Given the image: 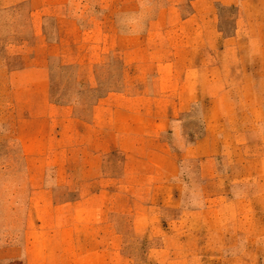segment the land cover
Listing matches in <instances>:
<instances>
[{"label": "rangeland", "instance_id": "rangeland-1", "mask_svg": "<svg viewBox=\"0 0 264 264\" xmlns=\"http://www.w3.org/2000/svg\"><path fill=\"white\" fill-rule=\"evenodd\" d=\"M0 264H264V0H0Z\"/></svg>", "mask_w": 264, "mask_h": 264}, {"label": "crops", "instance_id": "crops-1", "mask_svg": "<svg viewBox=\"0 0 264 264\" xmlns=\"http://www.w3.org/2000/svg\"><path fill=\"white\" fill-rule=\"evenodd\" d=\"M127 112L129 113H133L135 114L137 112L135 107H128V109H125ZM206 136L210 135V133L208 132V134H205ZM141 137V132L139 131L138 127H137V131H136V125L134 126L133 130L132 129H124L123 132L120 133V137H119V141L121 143V145L123 144L122 141L126 144V143H130L131 140H133V144H136V140L140 141ZM202 143H206V138L202 139V138H198L196 141V149L199 152L200 149L202 148ZM215 143V141H214ZM125 149H128V151H130V153H136V150L130 147H125ZM238 191V186L234 185V184H229L228 188L226 189V199L222 202L219 203V208H217V212H216V217L214 218V222L215 224H217V228H218V238L221 241H224L225 239L232 238V234L234 231L238 230L239 228H241L242 226L244 227L245 232L249 233V230L247 229V225H249L250 227H253V222H252V218H246V214L245 212H241L239 211V208L237 206V202L244 200V196L239 197L237 194ZM251 200V199H250ZM249 201V200H248ZM201 204V203H200ZM202 205V204H201ZM205 207V206H204ZM245 214V215H244ZM249 216V215H248ZM252 216V215H251ZM237 225L238 226L237 228ZM242 227V228H243ZM236 229V230H235Z\"/></svg>", "mask_w": 264, "mask_h": 264}]
</instances>
